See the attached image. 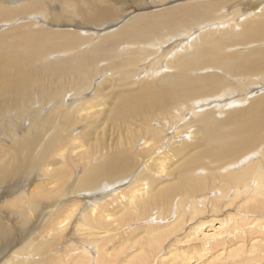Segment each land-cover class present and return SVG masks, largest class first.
<instances>
[{"label": "bare ground", "instance_id": "bare-ground-1", "mask_svg": "<svg viewBox=\"0 0 264 264\" xmlns=\"http://www.w3.org/2000/svg\"><path fill=\"white\" fill-rule=\"evenodd\" d=\"M39 1L0 0V264H264V0Z\"/></svg>", "mask_w": 264, "mask_h": 264}, {"label": "rangeland", "instance_id": "rangeland-1", "mask_svg": "<svg viewBox=\"0 0 264 264\" xmlns=\"http://www.w3.org/2000/svg\"><path fill=\"white\" fill-rule=\"evenodd\" d=\"M22 1H29V0H22ZM39 1V0H38ZM41 1L43 2V3H41ZM80 1V4L82 5V6H84V4H85V2H86V0L84 1V0H79ZM104 1H108V2H110V0H104ZM120 1V0H119ZM121 1H128V0H121ZM83 2V3H82ZM114 2V1H113ZM113 2H111L112 4H114ZM147 2H150L149 0H147ZM39 3H41V5L43 4L44 6H43V9H45V10H41L42 12H43V14H44V12L45 13H48V17H46V19H50V17H52V14H51V12H53V11H56L57 12V14H58V17H59V19H57L61 24H64V25H68V26H71L70 24H75L77 21H79V19H78V17H77V14H78V11H77V7H78V5L77 6H71V8H66V9H64V8H62L61 10H60V8L59 9H57L56 8V6H59V5H61L60 3H59V1L58 0H40L39 1ZM139 3V2H138ZM232 3V4H231ZM231 3L230 2H228L227 3V7H229V6H232V5H234V1H231ZM59 4V5H58ZM135 5V4H134ZM114 6V5H113ZM171 5L170 4H166V3H164V4H160V7H156V9H165V8H168V7H170ZM76 7V9H74ZM115 7H116V5H115ZM120 9V7L119 6H117V9ZM155 8V7H154ZM71 9V10H70ZM73 9V10H72ZM118 9V10H119ZM156 9H153V10H156ZM47 10V11H46ZM121 10V9H120ZM40 11V10H39ZM66 11H67V13H66ZM73 11V12H72ZM132 10H126V11H124L123 13L124 14H127V15H129V16H131L132 14L130 13ZM148 11H151V10H148ZM61 12H63V13H61ZM76 12V13H75ZM39 13V15L36 13V14H34V15H32V16H25V15H21V16H19V18H18V20L16 19L12 24H10L11 25V27H14L15 26V23H16V21H18L19 22V20H20V18H21V20H20V22H19V24H22V23H26V24H33V22H36V19L35 18H42L43 17V14H40V12H38ZM226 14V13H225ZM38 15V16H37ZM41 15V16H40ZM76 15V16H75ZM25 16V17H24ZM40 16V17H39ZM69 16H70V18H69ZM73 16V17H72ZM128 16V17H129ZM23 17V18H22ZM24 18H26V19H24ZM28 18L30 19V20H28ZM32 18V19H31ZM72 18V19H71ZM43 20L45 19L44 17L42 18ZM75 19V20H74ZM64 20V21H63ZM69 22H68V21ZM72 22H71V21ZM23 21H25V22H23ZM67 21V22H66ZM17 22V23H18ZM28 22V23H27ZM16 23V25H19V24H17ZM68 23H70V24H68ZM3 24H5V23H3ZM8 27V26H7ZM6 27V28H7ZM65 27H67V26H65ZM24 28H28V27H24ZM55 28V27H54ZM79 30H81V31H78V32H83V31H86L85 29H79ZM88 47V45L86 44V45H84L80 50L82 51V49L83 50H86V48ZM72 54V53H71ZM70 54V55H71ZM73 55V54H72ZM100 76H98V78H99ZM98 78H95V79H98ZM14 175H13V177H14V179L15 180H18L19 178H20V176H21V174H20V171H18L16 168L14 169V171L12 172ZM14 182V181H13ZM73 201L72 200H69L68 201V203H72ZM60 240V239H59Z\"/></svg>", "mask_w": 264, "mask_h": 264}]
</instances>
